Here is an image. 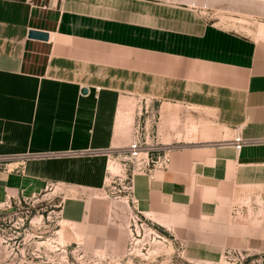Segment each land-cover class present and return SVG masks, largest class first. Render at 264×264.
<instances>
[{"label": "crops", "instance_id": "obj_1", "mask_svg": "<svg viewBox=\"0 0 264 264\" xmlns=\"http://www.w3.org/2000/svg\"><path fill=\"white\" fill-rule=\"evenodd\" d=\"M206 3L0 0V204L52 183L101 189L129 141L119 100L137 96L158 105V140L178 144L166 169L131 177L137 212L189 259L236 249L264 264V22L224 29ZM90 200L68 197L65 217L85 221Z\"/></svg>", "mask_w": 264, "mask_h": 264}, {"label": "rangeland", "instance_id": "obj_2", "mask_svg": "<svg viewBox=\"0 0 264 264\" xmlns=\"http://www.w3.org/2000/svg\"><path fill=\"white\" fill-rule=\"evenodd\" d=\"M202 5L205 16L219 27L251 35L264 22V0H215ZM133 117L157 109L151 101L126 96ZM132 123V122H131ZM122 153L110 152L106 183L82 190L48 184L32 197L0 204V264H238L237 256L221 253L213 262L195 261L179 252L162 228L133 208L129 176ZM87 197L89 217L69 221L62 210L68 197ZM100 215L107 218L99 222ZM96 220V221H94ZM242 255L241 264H257L258 253ZM234 255V254H233ZM236 257V260H231ZM235 259V258H233Z\"/></svg>", "mask_w": 264, "mask_h": 264}, {"label": "built area", "instance_id": "obj_3", "mask_svg": "<svg viewBox=\"0 0 264 264\" xmlns=\"http://www.w3.org/2000/svg\"><path fill=\"white\" fill-rule=\"evenodd\" d=\"M146 108H144L143 113L137 112L132 118V123L129 129V141L121 148L111 149L110 152L122 153V160L124 161L123 167L124 171L131 177L135 174H144L149 176L151 172L155 169L162 170L166 169L169 163L170 152L177 148V143H165L158 140V133L156 130L155 123H152L154 117L149 119ZM157 122V118L154 119ZM247 141L241 138L238 132H236L232 138V144L235 149H238L241 145L245 144ZM21 158V157H20ZM19 158V159H20ZM7 160L9 157L0 156V169L6 170ZM132 204L134 200L130 198ZM10 202V201H6ZM134 208V205H132ZM135 209V208H134ZM238 213V210L234 214ZM223 255L227 257L228 255L237 256L238 264H241L242 255L236 249H226L223 251ZM234 254V255H233ZM235 258V259H233ZM231 260H236V257H232ZM261 258L258 259L260 264Z\"/></svg>", "mask_w": 264, "mask_h": 264}, {"label": "bare ground", "instance_id": "obj_4", "mask_svg": "<svg viewBox=\"0 0 264 264\" xmlns=\"http://www.w3.org/2000/svg\"><path fill=\"white\" fill-rule=\"evenodd\" d=\"M127 102L128 100L126 97L120 98L116 112L115 122L116 129H120V131L124 134H126L130 129V125L133 118V109L128 110L125 108Z\"/></svg>", "mask_w": 264, "mask_h": 264}, {"label": "water", "instance_id": "obj_5", "mask_svg": "<svg viewBox=\"0 0 264 264\" xmlns=\"http://www.w3.org/2000/svg\"><path fill=\"white\" fill-rule=\"evenodd\" d=\"M27 37L35 38V39H39V40H46L47 39V33L42 32V31L29 30L27 32ZM81 91H85V89L82 88Z\"/></svg>", "mask_w": 264, "mask_h": 264}]
</instances>
